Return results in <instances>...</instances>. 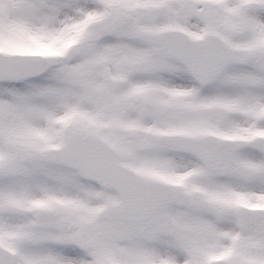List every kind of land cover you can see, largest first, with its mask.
<instances>
[{
	"label": "snow or ice",
	"instance_id": "obj_1",
	"mask_svg": "<svg viewBox=\"0 0 264 264\" xmlns=\"http://www.w3.org/2000/svg\"><path fill=\"white\" fill-rule=\"evenodd\" d=\"M0 264H264V0H0Z\"/></svg>",
	"mask_w": 264,
	"mask_h": 264
}]
</instances>
